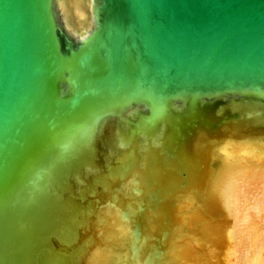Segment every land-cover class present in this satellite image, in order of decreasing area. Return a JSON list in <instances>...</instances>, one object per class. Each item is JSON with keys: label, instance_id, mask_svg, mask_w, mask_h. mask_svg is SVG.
Wrapping results in <instances>:
<instances>
[{"label": "water", "instance_id": "obj_1", "mask_svg": "<svg viewBox=\"0 0 264 264\" xmlns=\"http://www.w3.org/2000/svg\"><path fill=\"white\" fill-rule=\"evenodd\" d=\"M92 2L78 40L56 0H0V264H80L104 195L134 172L160 206L142 144L188 182L201 136L264 123V0ZM116 119L128 133L113 145L127 150L104 167Z\"/></svg>", "mask_w": 264, "mask_h": 264}, {"label": "bare ground", "instance_id": "obj_2", "mask_svg": "<svg viewBox=\"0 0 264 264\" xmlns=\"http://www.w3.org/2000/svg\"><path fill=\"white\" fill-rule=\"evenodd\" d=\"M56 6L75 39L92 30V0H56ZM122 128L116 119L103 131L104 167L113 160L111 149L120 155L127 150L113 145L121 132L127 136ZM165 133L152 147L161 146ZM147 148L144 143L137 153L144 160L139 170L146 172L149 163L157 170L161 205L150 203L146 188L134 184V172L109 197L104 195L92 232L82 237L95 247L80 264H264V123L244 119L224 139L201 136L186 151L188 182L175 171L178 164L168 171L166 159L148 155ZM91 175L95 173L86 171L84 179Z\"/></svg>", "mask_w": 264, "mask_h": 264}, {"label": "rangeland", "instance_id": "obj_3", "mask_svg": "<svg viewBox=\"0 0 264 264\" xmlns=\"http://www.w3.org/2000/svg\"><path fill=\"white\" fill-rule=\"evenodd\" d=\"M151 155L154 156V158H157L159 155L157 153H151ZM152 159V158H151ZM153 160V159H152ZM154 171H155V175L157 174V170L154 168Z\"/></svg>", "mask_w": 264, "mask_h": 264}]
</instances>
